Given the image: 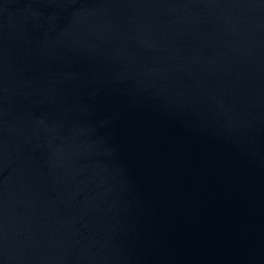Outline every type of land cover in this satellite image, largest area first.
Instances as JSON below:
<instances>
[{
	"label": "water",
	"instance_id": "95a60500",
	"mask_svg": "<svg viewBox=\"0 0 264 264\" xmlns=\"http://www.w3.org/2000/svg\"><path fill=\"white\" fill-rule=\"evenodd\" d=\"M0 264H264V0H0Z\"/></svg>",
	"mask_w": 264,
	"mask_h": 264
}]
</instances>
